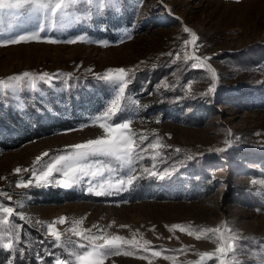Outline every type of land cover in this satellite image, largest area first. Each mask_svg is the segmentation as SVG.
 <instances>
[{
	"label": "rangeland",
	"instance_id": "rangeland-1",
	"mask_svg": "<svg viewBox=\"0 0 264 264\" xmlns=\"http://www.w3.org/2000/svg\"><path fill=\"white\" fill-rule=\"evenodd\" d=\"M69 11L63 28L20 43L7 41L36 30L38 14L24 10L18 19L14 10L0 12V80L24 72L52 77L36 80V90L26 78L0 95V192L11 197L0 196V243L24 249L0 247V264L74 261L70 253L88 250L76 244L90 243L69 231L75 220H82L77 229L86 236L123 238L120 254L103 257L104 264H228L232 253L215 252L228 243L243 264H264V0H123L119 12L97 15L83 4ZM121 67L136 70L123 110L108 123L130 124L122 133L143 157L133 165L137 179L123 191L108 189L129 170H105L64 188L55 182L62 173L54 172L37 186L25 169L43 170L57 155L75 151L70 146L106 135L94 117L112 89L97 76ZM63 120L66 126L58 124ZM91 159L119 169L111 158ZM166 169L170 175L160 179ZM29 179V186H17ZM101 184L106 193L98 195ZM60 217L66 221L54 225L61 233L56 241L47 224ZM221 225L219 232L203 231ZM226 228L233 239H220ZM204 252L213 258L201 260Z\"/></svg>",
	"mask_w": 264,
	"mask_h": 264
},
{
	"label": "snow or ice",
	"instance_id": "snow-or-ice-1",
	"mask_svg": "<svg viewBox=\"0 0 264 264\" xmlns=\"http://www.w3.org/2000/svg\"><path fill=\"white\" fill-rule=\"evenodd\" d=\"M123 0H0V12L4 10H14L17 14V18H21L24 10L28 12L29 15H37V24L36 30L27 33L21 34L18 37L11 38L7 41V43H20L31 40H39L40 33L51 30L53 28H63L65 22L71 17L72 13L69 11L70 9L76 8L78 5H91L96 9V14H102L104 9L110 8L115 12H119L121 9V5ZM86 19H92V12L89 11ZM2 23V21H0ZM188 29H185L187 32ZM0 33H2V29H0ZM78 40L82 41L83 37H78ZM196 39L195 34L193 33V41ZM55 42V41H51ZM68 43H75L77 40H69ZM168 55H173L172 53H168ZM136 69H125L123 67L110 69L107 74L97 76V79L105 82V84L112 89V95L109 97V103L105 106L104 110L97 116L94 117V123L100 122L99 127L104 129L106 133L105 136L98 137L96 139H89L88 141L70 146L75 149V151L68 152L67 154L57 155L53 158L52 162L46 163V165L42 166L43 170L37 169H25L24 171H31L33 176L36 177L37 186H46L50 182V177H53L54 172L62 173L64 179L56 180L55 182L61 185L64 188L72 187L74 184L80 183L84 177H92L95 178L97 175H102L106 170L108 172L119 171L120 169L127 168L129 170V175L127 179H119L115 184L108 183V189H115L116 191H123L124 186L132 184L136 176L131 175L132 172L135 171L133 165L138 159H143L139 153L134 152L133 144L134 141L127 135L122 133V130H126L130 128V124L128 122H119L114 125L108 123V121L112 120V118L119 112L122 111L121 102L125 99V91L127 85L131 83L132 77L129 73L134 72ZM28 79V86L32 90H36L37 85L35 83L36 80L42 82H50L52 77L46 73H41L39 75L33 76V74L29 72H24L22 75H15L9 78V82H5L0 80V95L5 93V90H16L18 85L25 82V79ZM215 85L208 89V92H213ZM259 135V133H257ZM146 138L141 136L140 142ZM237 139H239L237 137ZM226 143L231 146V143L226 141ZM139 147V145H136ZM148 147L156 148L159 147L158 144H149ZM141 151H146V149H141ZM176 151H180V149H176ZM220 151V150H217ZM42 156H48V153H43ZM92 157H104L111 158L118 165L119 169L112 166L108 159H91ZM42 157H37V162H39ZM188 159H192L191 156ZM95 168V170H93ZM16 172H20L21 169H16ZM144 172H148L150 175H157V172L152 171L149 172L148 169H144ZM38 173V174H37ZM170 173L168 170H164L159 173V178L164 179L166 176H169ZM91 184V180L88 181ZM32 184V180L29 179L26 184L17 185L27 187ZM89 190H93L90 188ZM106 189L103 184L100 185V191L97 194H105ZM110 194V193H109ZM0 196H7L9 200H11L10 195L7 193L0 192ZM22 206V205H21ZM2 211L9 215L13 214V208L10 206L2 207ZM258 211H260L258 209ZM19 218L21 220H25V217L22 214H19ZM66 218L60 217L58 221H52L47 224L48 234L52 235L56 241L61 240V233L56 230L54 225L56 223H65ZM4 223H7L5 220ZM40 223V222H37ZM82 224V220L73 221V227L69 229V231L73 232L76 236H83L85 240L90 241L89 244H80L77 243L76 247L82 249H88L83 251L82 253L73 252L70 255L75 257L74 261H61L57 260L56 264H104L103 257H108L111 255L120 254V246L119 241L123 238L119 236H112L110 238H105L104 236H86L84 232L79 231L77 226ZM17 228H21V225H17ZM93 227H97L94 225ZM126 227V226H121ZM173 228H179L181 231H185V226L183 225H173ZM220 227H224L221 225L216 229H204L205 232H219ZM190 228V226H188ZM90 232V230H84ZM229 232H233L231 229H225V234H222L220 237L221 240L227 239L231 240L234 238L233 235H226ZM189 235L196 234V229H191L188 232ZM197 239L200 238L199 235L196 236ZM16 243L21 242L20 234L17 232L14 236ZM103 239L102 244H94L91 241ZM128 243V241H124ZM147 243V241L145 242ZM0 247L5 249H9L12 251H18L23 253L24 249H17L15 245L9 241L7 243H0ZM241 251L243 250V246H240ZM215 252L220 256H227L228 253H232V258L229 260L228 264H243L242 261H238L236 259V252L234 246L231 243H228L225 246H217ZM126 255L129 253H125ZM153 255H159V252H154ZM201 260L204 259H212L213 254L209 252L200 253ZM95 257V258H93ZM219 264H225V261L221 259Z\"/></svg>",
	"mask_w": 264,
	"mask_h": 264
},
{
	"label": "trees",
	"instance_id": "trees-1",
	"mask_svg": "<svg viewBox=\"0 0 264 264\" xmlns=\"http://www.w3.org/2000/svg\"><path fill=\"white\" fill-rule=\"evenodd\" d=\"M69 121L68 120H63V121H61V122H59L58 124L60 125V126H66V124L68 123ZM44 126V127H43ZM47 127H50L49 126V124H47V125H39V127L37 128V129H39V128H42V129H44V128H47ZM21 141H23V140H19V142H21ZM7 254H8V252H6ZM31 260V263H33V264H35L36 263V260L35 259H30ZM0 263H1V261H0Z\"/></svg>",
	"mask_w": 264,
	"mask_h": 264
}]
</instances>
